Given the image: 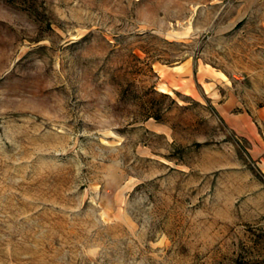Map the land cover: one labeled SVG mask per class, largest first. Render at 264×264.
<instances>
[{
	"label": "rangeland",
	"instance_id": "rangeland-1",
	"mask_svg": "<svg viewBox=\"0 0 264 264\" xmlns=\"http://www.w3.org/2000/svg\"><path fill=\"white\" fill-rule=\"evenodd\" d=\"M0 264H264V0H0Z\"/></svg>",
	"mask_w": 264,
	"mask_h": 264
}]
</instances>
